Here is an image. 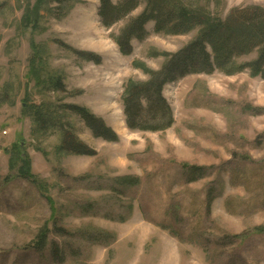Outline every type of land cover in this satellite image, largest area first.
<instances>
[{
    "label": "rangeland",
    "instance_id": "374dc122",
    "mask_svg": "<svg viewBox=\"0 0 264 264\" xmlns=\"http://www.w3.org/2000/svg\"><path fill=\"white\" fill-rule=\"evenodd\" d=\"M185 3L222 20L264 10V0ZM145 6L107 28L101 0H0V264H264L256 231L264 229V79L250 71L176 75L163 90L173 125L131 130L126 86L149 80L135 63L161 71L165 54L199 35L158 33L149 22L123 55L116 40ZM54 76L65 92L51 90ZM32 104L87 107L119 140L96 137L68 113L63 122L96 155L63 152V133L38 131L26 111ZM20 153L44 190L19 177ZM45 228L48 244L38 250Z\"/></svg>",
    "mask_w": 264,
    "mask_h": 264
},
{
    "label": "trees",
    "instance_id": "16d2710c",
    "mask_svg": "<svg viewBox=\"0 0 264 264\" xmlns=\"http://www.w3.org/2000/svg\"><path fill=\"white\" fill-rule=\"evenodd\" d=\"M145 3L143 12L130 19L116 42L123 55H131L132 41L144 39L146 26L155 22L158 33L186 35L199 29L195 41L177 55L167 56V63L161 71L150 70L142 63L135 66L149 75L147 82L129 81L124 93L125 115L131 130L165 131L173 123V112L163 96V90L176 75L185 76L191 73L212 74L221 70L229 75L250 71L251 76L264 79V10L259 7H248L233 11L226 20L215 18L205 8L197 4L191 6L185 0H121L114 4L111 0H101L100 16L107 28L129 17L140 5ZM211 51V52H210ZM258 51V58L244 64H237L238 59ZM86 60L101 63V57L91 53L77 52ZM171 57V58H170ZM54 92H65L66 86L62 76H54L51 81ZM26 111H32L38 131L48 133L59 130L63 133L60 150L69 154L95 156L96 151L83 143L71 126L63 122L68 113L79 116L93 131L96 137L110 142H117V133L108 127L105 121L97 117L90 109L80 105L61 104L30 105ZM61 111V112H60ZM18 160L23 164L19 177L35 184L44 190L41 182L31 173L28 158L20 153ZM186 169H197L184 165ZM129 185L138 183L137 178H124ZM256 231L264 233V229ZM48 229L38 236L36 247L44 249L48 244ZM57 249V248H56ZM54 248V251L58 252Z\"/></svg>",
    "mask_w": 264,
    "mask_h": 264
}]
</instances>
